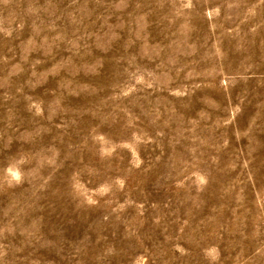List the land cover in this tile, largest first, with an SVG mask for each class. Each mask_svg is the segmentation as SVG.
<instances>
[{
	"label": "rangeland",
	"instance_id": "rangeland-1",
	"mask_svg": "<svg viewBox=\"0 0 264 264\" xmlns=\"http://www.w3.org/2000/svg\"><path fill=\"white\" fill-rule=\"evenodd\" d=\"M0 264H264V0H0Z\"/></svg>",
	"mask_w": 264,
	"mask_h": 264
}]
</instances>
